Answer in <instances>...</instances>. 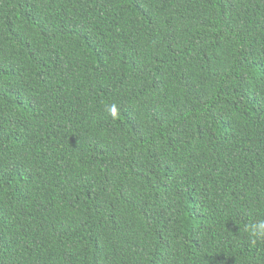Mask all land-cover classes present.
<instances>
[{
  "label": "trees",
  "instance_id": "obj_1",
  "mask_svg": "<svg viewBox=\"0 0 264 264\" xmlns=\"http://www.w3.org/2000/svg\"><path fill=\"white\" fill-rule=\"evenodd\" d=\"M258 220L264 0H0V264H264Z\"/></svg>",
  "mask_w": 264,
  "mask_h": 264
},
{
  "label": "clouds",
  "instance_id": "obj_2",
  "mask_svg": "<svg viewBox=\"0 0 264 264\" xmlns=\"http://www.w3.org/2000/svg\"><path fill=\"white\" fill-rule=\"evenodd\" d=\"M115 107L111 108V112L115 114ZM246 231L249 233V237L252 244L258 242H264V220H258L246 226Z\"/></svg>",
  "mask_w": 264,
  "mask_h": 264
}]
</instances>
